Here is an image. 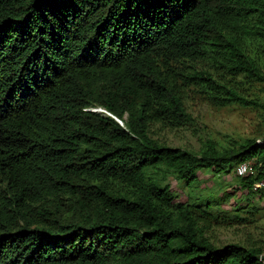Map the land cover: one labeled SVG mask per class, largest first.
<instances>
[{
	"label": "trees",
	"instance_id": "obj_1",
	"mask_svg": "<svg viewBox=\"0 0 264 264\" xmlns=\"http://www.w3.org/2000/svg\"><path fill=\"white\" fill-rule=\"evenodd\" d=\"M237 83L264 84V0H0V264H263L202 226L237 191L235 218L264 199V142L194 153L149 134L190 123V88L262 107ZM249 162L222 196L164 186Z\"/></svg>",
	"mask_w": 264,
	"mask_h": 264
},
{
	"label": "rangeland",
	"instance_id": "obj_2",
	"mask_svg": "<svg viewBox=\"0 0 264 264\" xmlns=\"http://www.w3.org/2000/svg\"><path fill=\"white\" fill-rule=\"evenodd\" d=\"M200 66L204 69L210 68L207 63H202ZM223 80L226 84L236 85L234 81L229 82L228 78ZM237 84L243 95L258 100L262 107L252 105L217 107L197 88H190L184 99L186 112L191 118L190 123L181 127H171L162 123L153 124L150 127V138L161 145L194 153H200L204 145L211 141L221 151L236 144H244L251 139L263 143L264 84L253 86ZM96 110L102 109H94ZM249 163L253 166L252 162ZM238 176V168L236 173L226 177H213L210 172L203 171L199 174L200 182L193 187H188L173 176L165 180L164 186L170 187L176 203L193 202L197 198L216 197L219 193L222 196L224 193L236 191ZM237 192L236 199H231L221 207L228 213L227 215L222 214L221 218L202 226L204 238L216 247L238 244L247 248H259L264 252V199L244 200L243 211L239 213L241 219L235 218L233 215L237 197L243 194ZM262 263L264 264L263 260Z\"/></svg>",
	"mask_w": 264,
	"mask_h": 264
},
{
	"label": "built area",
	"instance_id": "obj_3",
	"mask_svg": "<svg viewBox=\"0 0 264 264\" xmlns=\"http://www.w3.org/2000/svg\"><path fill=\"white\" fill-rule=\"evenodd\" d=\"M250 173H253V166L250 163H245L238 167L239 176H246Z\"/></svg>",
	"mask_w": 264,
	"mask_h": 264
},
{
	"label": "water",
	"instance_id": "obj_4",
	"mask_svg": "<svg viewBox=\"0 0 264 264\" xmlns=\"http://www.w3.org/2000/svg\"><path fill=\"white\" fill-rule=\"evenodd\" d=\"M94 112H103V110H96V111H94ZM121 123V122H120ZM122 124V123H121Z\"/></svg>",
	"mask_w": 264,
	"mask_h": 264
}]
</instances>
